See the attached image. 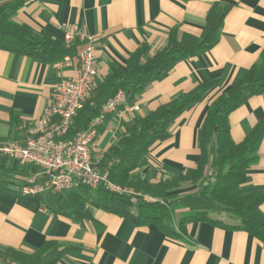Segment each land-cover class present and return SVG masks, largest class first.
Returning <instances> with one entry per match:
<instances>
[{"label":"crops","instance_id":"obj_1","mask_svg":"<svg viewBox=\"0 0 264 264\" xmlns=\"http://www.w3.org/2000/svg\"><path fill=\"white\" fill-rule=\"evenodd\" d=\"M9 1L13 0H0V4ZM217 5L228 6L217 43L176 63L160 80L148 85L128 103L137 107L133 115L110 114L92 144V148L107 153L133 119L214 81L201 101L175 120L170 137L151 147L144 173L156 183L195 167L199 157L197 131L209 105L264 54V0H25L13 21L36 32L47 31L62 42L68 29L98 35L95 84L99 86L112 68L123 69L130 54L142 44L150 46L152 55L166 44L172 29H178L180 37L199 36L209 10ZM83 45L78 40L65 44L76 53ZM77 70L72 61L45 64L0 50V139L9 135L11 112L18 114L26 140L33 137L32 123L52 102L56 84L75 77ZM262 119L264 94L250 97L229 114L232 141L241 143ZM248 175L241 194L264 190V135L258 160ZM260 210L264 214V202ZM183 238L171 239L153 225H132L100 208L91 210L90 219L77 222L50 212L33 197L0 193L2 249L32 253L45 242L55 241L61 248L71 247L58 264H264V245L241 229L196 222L186 226Z\"/></svg>","mask_w":264,"mask_h":264},{"label":"trees","instance_id":"obj_2","mask_svg":"<svg viewBox=\"0 0 264 264\" xmlns=\"http://www.w3.org/2000/svg\"><path fill=\"white\" fill-rule=\"evenodd\" d=\"M24 3L25 0H13L0 4V50L28 56L45 64H56L66 56H73L76 53L74 47H66L47 31L36 32L13 21ZM227 10L226 5L213 6L199 36L184 34L180 37L178 29L170 30L166 44L152 55L150 46L142 44L130 54L123 69L112 68L95 88L93 96L77 112L64 139L71 140L85 130L92 120L100 116L107 100L119 90L124 91L128 103H133L148 85L160 80L176 63L210 50L219 39ZM214 84V81L202 83L156 110L136 117L125 126L115 145L103 155L98 168L107 174L112 183L133 194L148 195L154 201H144L136 196L134 203L131 196L110 193L103 186L96 190L80 186L64 193L50 191L33 198L50 212L77 222L90 219L91 210L100 208L120 215L135 226L153 225L175 240L184 239L188 224L208 222L222 228L241 229L264 245V214L260 210L264 190L245 194L239 192L241 186L249 181L248 171L258 160L264 119L238 144L232 141L228 125V116L232 111L250 97L264 94V54L259 62L242 72L231 88L209 105L197 131L199 157L193 169L156 183L151 182L147 173L140 174L151 147L167 140L175 120L201 101ZM17 115L11 112L9 135L0 142L26 140ZM109 116L104 117V122L109 120ZM31 171L35 173L37 170L33 168ZM28 172V168L21 166L17 159L0 152V193L22 197L18 191L11 189L9 179L25 176ZM185 183L196 186L198 191L178 197L175 191ZM222 214L236 225L224 223L219 217ZM68 251L71 247L61 248L55 241L45 242L32 253L0 248V264H58Z\"/></svg>","mask_w":264,"mask_h":264},{"label":"built area","instance_id":"obj_3","mask_svg":"<svg viewBox=\"0 0 264 264\" xmlns=\"http://www.w3.org/2000/svg\"><path fill=\"white\" fill-rule=\"evenodd\" d=\"M75 40L83 43V48L74 57H64L63 61L76 63L77 75L56 84L52 102L32 123L30 133L33 137L24 144L8 142L0 147L3 155L17 159L21 166L37 170L19 189L23 196L35 197L50 191L64 193L80 186L93 190L103 186L110 192L123 193L106 173L99 170L104 152L92 148V144L105 116L117 110L130 115L137 111L136 106L127 103L124 91L119 90L107 100L100 116L92 120L85 130L71 140L64 139L77 112L94 92L98 67L95 55L98 35L68 29L63 35L64 44L69 45Z\"/></svg>","mask_w":264,"mask_h":264},{"label":"rangeland","instance_id":"obj_4","mask_svg":"<svg viewBox=\"0 0 264 264\" xmlns=\"http://www.w3.org/2000/svg\"><path fill=\"white\" fill-rule=\"evenodd\" d=\"M96 84H95V88H96ZM95 88H94V91H95ZM94 94V92H93ZM92 94V96H93ZM91 96V97H92ZM90 97V98H91ZM112 98V97H111ZM109 98V99H111ZM128 103V102H127ZM116 112V111H115ZM113 112V113H115ZM117 112H121L119 110H117ZM112 113V114H113ZM99 129V128H98ZM8 143V142H7ZM4 144H6V142H0V147H2ZM144 167L145 165L143 164V166L140 168V174L143 175L144 173ZM29 172L28 174H26L25 176H22V177H16V176H13V178H10L9 181H10V184L9 186L11 187L12 190L14 191H19V189L26 183V180L30 177L31 174H36L37 171L35 173H32V169H28ZM210 174V173H209ZM114 184V183H113ZM116 185V184H115ZM118 186V185H116ZM121 191L123 192L121 195H125V196H131L132 197V201L135 203V197H141L144 201H154V199H151V197H149L148 195H142V194H133L132 192H130L129 190L125 189V188H122L120 186H118ZM198 191V188L196 186H192L190 183H185L180 189H178L177 191H175V193H177L179 196L178 197H183V196H186V195H192L194 193H197ZM110 192V191H109ZM110 193H114V194H119V193H115V192H110ZM21 194V193H20ZM22 197H27V196H23L21 195ZM177 212H180V211H177ZM217 217V216H216ZM219 217H221V219L224 221V223L226 224H230V225H236V223L229 219L228 217H226V215L222 214L220 215Z\"/></svg>","mask_w":264,"mask_h":264}]
</instances>
